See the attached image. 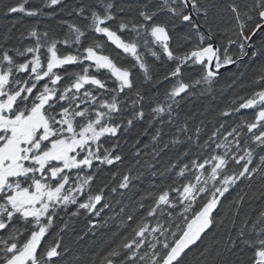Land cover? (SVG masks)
Returning <instances> with one entry per match:
<instances>
[{
  "label": "snow or ice",
  "instance_id": "snow-or-ice-1",
  "mask_svg": "<svg viewBox=\"0 0 264 264\" xmlns=\"http://www.w3.org/2000/svg\"><path fill=\"white\" fill-rule=\"evenodd\" d=\"M97 3L100 10L84 5L73 11L81 16L89 12L91 22L87 27L104 34L117 48L130 54L146 79H151L149 67L138 52L135 38L141 37L140 29L145 36V47L150 33L152 42L175 63L165 80L179 78L182 68L189 64L199 66V78L188 82L178 79L166 93L167 106L157 104L152 109L155 115L167 112L171 117L173 104L179 103L177 98L181 94L187 96L191 89L201 85L210 88L219 70L226 65L242 64L246 58L264 61V0H247L243 6L235 0L229 3L223 46L214 41L215 0H148L135 6L142 22L121 21L116 30L107 26V22L114 19L112 0H97ZM60 4L61 0H44L40 8L27 10V15H43L46 14L44 7ZM7 11L24 12L25 8L19 4L8 7ZM210 13L213 14L210 16ZM162 14H168L169 18L157 22ZM62 23L69 29L63 42L68 44L74 34V43L80 44L85 32L75 24ZM129 25L135 37L122 39L118 33L128 30ZM169 25L173 30L177 25L187 26V32L180 39L185 44L191 43L192 47L183 55H176L170 48ZM29 35L37 37L35 46L17 52L20 56L33 53L30 60L17 63L7 50L0 59V230L7 233L0 236V264H52V259L61 255L62 241L45 247L43 239L54 223L57 209L76 205L77 210L70 217L80 210L98 216L109 206L104 204L97 208L104 199V190L91 194L89 187L86 192L93 175L84 173L86 168L93 167L94 160L104 164L121 161V156L109 149L101 153L99 142L106 134L115 137L120 131L121 124L115 122L117 117L122 118L123 112L118 97L125 89L133 88L130 69L118 66L108 55L102 54L98 43L83 47L79 55H58L57 41L53 40L47 46L45 66L39 54L42 47L39 34L33 29ZM43 36L47 38L48 33L44 32ZM151 55L158 56V53L151 51ZM77 62L89 63L78 72L65 73L69 82L62 84L64 77L56 70ZM93 67L97 72L107 70L117 87L106 88L103 80L90 74ZM261 69L253 81L256 90L248 96L237 97L233 104L239 102L238 107L229 109L237 113L241 109H250L253 117L242 119V123L228 132L220 143H215L213 149L210 141L217 137L220 131L217 129L202 146L210 150L208 155L190 159L179 167L176 180L156 193H149L152 204L139 221L128 216V221L135 223V227L129 236L107 252L100 264H182L187 253L213 227L224 223L223 216L217 220L216 211L223 203L221 198H226L231 190L245 182L251 188L252 182L259 180L262 190L258 198L264 199V63ZM16 73L27 78H17ZM45 78L47 82H44ZM85 85L97 86V91L113 94L110 100L101 99L96 103L97 96L92 91L85 90L81 94ZM136 96L138 100L133 101V105L143 100L139 92ZM229 110L223 114L227 115ZM144 115L141 110L134 112L133 118L142 119ZM132 124L133 119H128L127 125ZM160 135L157 132L152 140L157 141ZM93 144H96L95 151ZM116 147L113 145V149ZM183 155L187 157L190 153ZM171 167L175 169L177 165ZM66 170H75V177ZM131 179L130 175H124L119 188H128ZM247 196L245 192L229 201L230 207L225 213L231 215L228 235L222 241L214 240L206 246L199 253L200 258L211 255V264H226L224 258L238 243H244L253 249L251 264H264V210L255 218L249 215L240 220V209ZM139 207L144 209L145 206L141 203ZM68 228L69 224L65 222L61 231ZM232 230H235V236ZM199 264H208V261L200 259Z\"/></svg>",
  "mask_w": 264,
  "mask_h": 264
},
{
  "label": "trees",
  "instance_id": "trees-1",
  "mask_svg": "<svg viewBox=\"0 0 264 264\" xmlns=\"http://www.w3.org/2000/svg\"><path fill=\"white\" fill-rule=\"evenodd\" d=\"M43 2L44 0H0V59H2L5 50L13 56L17 63L31 59L33 53L20 56L17 50L22 52L27 47L35 46L37 37L29 35V31L35 29L40 36L42 47L39 54L43 63L46 62L47 46L53 40L57 41L58 55L69 53L79 55L83 47L96 42L101 45L102 54L108 55L118 66L129 68L131 71L130 78L133 88L125 89V92L118 97L122 103L123 112L122 118L117 117L115 122L121 124V129L115 137L106 134L105 137H101L99 142L101 153L104 149H109L113 154L120 155L122 159L113 164H104L94 160L93 167L84 173L93 175L90 186H86V192L89 187L91 194L98 193L100 189L104 190V199L97 208H102L104 204L109 206L104 208L98 216L94 212L80 210L74 217H70V214L77 210L76 205H69L67 209L59 208V235L55 232L43 239L45 247L55 243L56 237L62 241L61 255L52 259V264H100L107 252L121 242L124 237L129 236L132 228L135 227V223L128 221V216L132 215L136 221H139L140 217L144 215V211L152 204L153 201L149 198V193H156L176 180V172L179 167L188 163L190 159L208 155L210 150L202 146L217 129L220 130L217 137L210 141L213 149L215 143H220L228 132L242 123V119L250 120L253 117L254 113L250 109H241L238 113L229 109L238 107L239 102L233 104L237 97L248 96L256 90L253 81L262 70L261 65L264 61L246 58L242 64L237 63L219 75L210 88L207 85H201L191 89L187 96L181 94V97L177 98L179 103L173 104L171 117L167 112L155 115L152 109L157 107V104L167 106L166 93L171 90L178 79L188 82L199 78V66L189 64L182 68V75L179 78L168 77L165 80L164 77L168 76V73L175 68V63L167 58L159 45L152 42L150 33L146 37L149 43L145 47L143 29H140L141 37H135V32L129 25L128 30L118 34L125 40L136 38L138 52L149 67L151 79H146L143 70L139 68L130 54L117 48L107 40L104 34L96 33L94 29L87 27L91 22L89 12H85L84 16H81L73 11V9L84 5L100 10L97 0H61V4L58 6L44 7L43 11L46 14L27 15V10L40 8ZM112 2L115 5L114 19L107 22V26L112 30H116L121 21L142 22L135 6L147 3L148 0H112ZM231 2L232 0H215L216 8L213 13L217 19L212 21V27L215 33L214 41L220 46L226 43L227 34L223 32V29L228 26V5ZM235 2L243 6L247 0H235ZM19 4L24 5V12L10 13L7 11L8 7ZM129 5L133 7L129 8ZM121 8L124 11H119ZM213 13H210V16ZM85 17L89 18L85 19ZM168 18V14H162L157 22H163ZM62 21L75 24L85 32L80 44L74 43V34L68 44L63 42L69 29L68 25ZM169 31L172 36L170 48L176 55H183L192 47L191 43L185 44L180 39L187 32L186 25H177L176 30H173L169 25ZM44 32L48 33L47 38L43 36ZM178 44L179 47H177ZM151 51L157 52L158 56H152ZM87 63L89 62L84 64L77 62L62 66L59 69V74L64 77L62 84L69 82L65 73L78 72ZM134 65L135 67H133ZM90 74L103 80L106 83V88L117 87L114 77H111L105 69L97 72L93 67L90 69ZM15 75L17 78H24L20 73ZM96 89L97 86L87 85L84 90H81V94L85 90L92 91L93 95L97 96L96 103H99L101 99L110 100L113 93ZM137 92L140 93L143 100L141 103L133 105V101L138 100ZM141 110L145 113L144 117L134 119L133 113ZM226 110H229L228 114L224 115ZM128 119H133L132 125H127ZM221 125L224 127L221 128ZM180 129L184 130L180 131ZM244 131L246 132V128ZM157 132H160L161 135L157 141H153L152 137ZM173 140L177 143L173 144ZM228 140L231 141L232 137H228ZM113 145H117V147L113 149ZM165 145L168 146L165 147ZM92 149L96 150V144L92 145ZM185 152L190 155L185 157L183 155ZM256 162L258 163V159ZM173 164H176L177 168L173 169L171 167ZM70 174L75 177L72 171ZM124 175H130L132 179L128 188L121 189L119 183ZM113 188L116 189L115 192L112 191ZM261 190L262 182L254 180L251 188L245 182L226 194V198H221L223 203L218 206L216 216L218 221L223 216L224 223L222 225L218 223L213 227L203 240L187 253L182 264H199L200 259H205L208 264H211L213 260L211 255L200 258L199 253L206 246H210L214 240L222 241L228 235L231 229V215L226 216L225 213L230 207L229 201L238 194L243 195L247 192L248 196L240 209V220L249 215L255 218L261 210H264V199L258 198ZM141 203L144 204V209H140ZM232 211L235 212V209ZM65 222H68L69 228L61 231ZM232 235L235 236V230H232ZM252 253L251 247L244 243H238L237 247L224 259L226 264H251Z\"/></svg>",
  "mask_w": 264,
  "mask_h": 264
},
{
  "label": "flooded vegetation",
  "instance_id": "flooded-vegetation-1",
  "mask_svg": "<svg viewBox=\"0 0 264 264\" xmlns=\"http://www.w3.org/2000/svg\"><path fill=\"white\" fill-rule=\"evenodd\" d=\"M30 60V59H29ZM23 63V62H22ZM45 64V66H46V62L44 63ZM56 71H58V74H59V69H57ZM17 76V75H16ZM25 79L27 78V77H24ZM98 78V77H97ZM99 79V78H98ZM44 82H47V78H45V81ZM87 85H85V87H86ZM90 86V85H89ZM85 87H84V89H85ZM84 89H82V90H84ZM27 163V162H26ZM93 165H94V162H93ZM88 170H90V169H85V172L86 171H88ZM66 171H72V173L74 174V175H76V171L75 170H66ZM58 224H59V208L57 209V214L54 216V223H53V225L50 227V229H49V231H48V233L46 234V236H45V238L47 237V236H49V235H52V234H54L55 232L59 235V226H58ZM4 235H7V233H5L4 232V230H0V236H4ZM44 238V239H45ZM56 239L57 240H59V237H56ZM56 240V241H57ZM59 257V256H58ZM58 257H54L53 259H56V258H58Z\"/></svg>",
  "mask_w": 264,
  "mask_h": 264
},
{
  "label": "water",
  "instance_id": "water-1",
  "mask_svg": "<svg viewBox=\"0 0 264 264\" xmlns=\"http://www.w3.org/2000/svg\"><path fill=\"white\" fill-rule=\"evenodd\" d=\"M234 65H235V64H234ZM234 65H226L225 67L221 68V69L219 70V75H221L224 71H226L227 69L233 67ZM219 75H218V76H219Z\"/></svg>",
  "mask_w": 264,
  "mask_h": 264
}]
</instances>
